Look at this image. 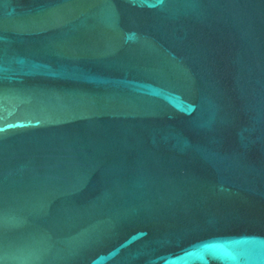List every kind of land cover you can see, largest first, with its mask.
I'll return each instance as SVG.
<instances>
[{"label": "water", "instance_id": "1", "mask_svg": "<svg viewBox=\"0 0 264 264\" xmlns=\"http://www.w3.org/2000/svg\"><path fill=\"white\" fill-rule=\"evenodd\" d=\"M0 264H264V0H0Z\"/></svg>", "mask_w": 264, "mask_h": 264}]
</instances>
